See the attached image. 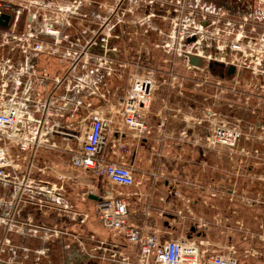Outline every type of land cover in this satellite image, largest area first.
Wrapping results in <instances>:
<instances>
[{"label":"built area","instance_id":"built-area-1","mask_svg":"<svg viewBox=\"0 0 264 264\" xmlns=\"http://www.w3.org/2000/svg\"><path fill=\"white\" fill-rule=\"evenodd\" d=\"M48 1L35 2V10L32 11V5L27 8L23 3H15V0H0V16L11 15L9 26H12L10 31L0 32V264L14 263L16 253L6 260L1 257L6 251H15L10 240L2 241L1 236L13 231L24 234L28 222L24 219L25 209L34 207L40 212L43 208L70 209L68 204L61 202L60 186L38 176L48 174L47 166H38L42 147L47 144L57 147L53 137L64 133L70 144L77 145L76 148L68 145L72 168L105 178L119 188L135 186L136 165L125 160L128 147L122 148V136L126 135L120 126L129 129L134 138L147 136L148 115L157 100L160 85L167 81L166 78H158L159 70L147 67L143 72L132 74L122 96L108 99V79L117 76L118 72L107 54L117 49L109 44L110 36L101 38L103 56L92 53L91 48L96 41L91 38L78 48L80 44L64 29L72 26V20L46 17L47 10L43 9L53 6L62 9L60 5ZM179 3L180 6L172 10L174 16L170 21L174 29L164 48L175 50L172 56L181 57L188 71L197 75L204 70L211 73V63L225 66V57L221 56L225 47L232 53L246 55L243 40L246 33L244 29L240 31L242 25H234L225 39L211 31L205 37L204 33L208 31L205 20L208 22V15H215L216 12L211 11L202 0H179ZM25 15L26 20L23 19ZM155 16L153 12L149 19L150 28L154 31L156 26L151 17ZM211 22V30L218 26L221 32V27L215 21ZM21 23L25 24V28L18 32ZM118 38L120 36L116 35L115 39ZM41 56L56 58L65 65L66 87L68 92H73V96L65 97L62 105L58 104V97L51 92L45 94L42 90L48 86L50 74L47 69H41ZM137 56L140 61L141 57ZM190 56L200 58L201 65L192 64ZM206 59L210 63L208 67L203 66ZM137 64L140 66L139 62ZM257 67L256 71L264 74V59ZM173 74L168 71L167 75ZM55 81L60 84L63 79L56 77ZM194 87L197 88L195 84ZM95 100L99 101V105L96 106ZM80 111V120L64 131L63 123L56 117L66 112L74 117ZM117 115L120 118L116 128L119 135L117 144L121 155L113 154L119 158L118 161L109 159L105 154L108 134L115 131ZM206 116L213 125L207 135L209 145L234 147L241 138V131L214 126L217 114L211 109L206 110ZM198 122L202 126V120ZM200 132V138H195V146L204 140L203 126ZM87 187V195H92L90 187ZM98 197L100 222L109 236L90 247L87 243L80 248L74 243L65 245L67 250H74L84 258L61 264H254L241 260L234 246L224 251L209 252L201 249V243L191 239L164 240L160 231H147L144 224L136 222L130 211L129 195L120 189ZM86 217L82 219L83 223L89 215ZM69 219L76 220L74 215ZM91 237L94 239V235Z\"/></svg>","mask_w":264,"mask_h":264},{"label":"rangeland","instance_id":"rangeland-1","mask_svg":"<svg viewBox=\"0 0 264 264\" xmlns=\"http://www.w3.org/2000/svg\"><path fill=\"white\" fill-rule=\"evenodd\" d=\"M38 1L15 0V3H23L27 8L32 5L30 8L34 11L33 6ZM204 1L211 11L216 12L215 15H208V22L205 20L208 31L204 30L207 31L204 36L208 37V32L211 31L225 39L234 25H242L240 31L244 29L246 33L243 39L246 55L232 53L225 47L221 56L225 57L226 65H215L211 73L204 70L197 75L186 69L181 57L172 56L176 53L175 50L164 48L170 41L169 35L174 29L170 20L174 16L173 8L180 6L179 0H49L48 2L60 5L62 9L53 6L43 10H47L48 18L53 16L52 18L64 20L67 17L72 20V26L64 28L65 33L70 34L80 44L78 48L85 45L90 38L95 40L91 51L97 56L104 55L100 47L101 38L110 36L109 44L117 49L107 54L118 72L117 76L109 77L112 82L109 83L108 80L110 90L107 94L108 99L114 100L119 95L122 96L132 74L143 72L147 67L159 70V79H167L166 84H161L158 89L160 96L156 95L162 109L168 105V108L177 111L176 109L180 107H177V102L181 104L183 102L181 110L185 112L187 108L184 101L191 94H197L201 99L204 113V116H200L205 134L201 142L202 166H220L219 187H214V194H217L215 190H218L219 200H214L213 203L219 209V217L217 220L211 219V212L206 215L208 222L213 220L210 224L213 230L211 237L217 244H223L227 241V236L234 233L233 243L237 255L241 258L246 253L244 249L254 248L260 252L257 261L264 264V74L255 68L264 59V0H202V3ZM153 12L156 14L155 17H151L156 26L155 31L149 25L150 14ZM23 19L26 20L27 16L25 15ZM211 21H215L221 27V32L218 26L211 30L209 27ZM116 35L120 38L115 39ZM138 54L141 57L140 61ZM56 61L55 58L54 62ZM209 64L208 59L203 62L204 67H208ZM231 65L237 69L233 75L228 74ZM168 71L174 74L170 76L165 74ZM163 99L167 103H164ZM157 101H154V104ZM95 103L96 106L99 105L98 100H95ZM207 109L217 114L214 126H227L241 131V138L234 147L209 145L207 135L211 133L213 125L206 116ZM117 122L119 123L114 126V130L120 124L119 120ZM177 122L184 123L178 119ZM120 128L127 136L122 147H128L125 160L131 163L133 148L131 141L134 137L126 127ZM187 140L190 141V147L195 148V138ZM70 146L76 148L77 145L71 143ZM159 151L161 154L159 158L164 160L166 158L164 151L161 148ZM145 156L149 158L147 154ZM195 156L193 154V159L190 160L193 165H190L189 161L186 166L199 164V160H196L198 157ZM161 160H158L157 166H163L164 162ZM140 166L153 164L149 165L145 160ZM52 167L48 169L50 176L53 172ZM81 172L86 176L78 177L77 174L72 176L75 186L71 184L72 181L65 179L67 176H64L59 184L63 194L61 197L66 199L70 206L69 210L61 207L59 217L52 215L48 218L39 209L32 210L28 207L31 213L37 215L28 220L24 234L13 231L11 235L1 236L2 241L10 240V245L15 250L2 253L3 259L13 257L16 253L13 264H61L68 260L69 250L65 245L74 243L80 248L85 243L88 246L94 245L108 237L109 233L101 226L97 202L94 198L88 200L87 195L89 180L93 183L92 195H96L97 178ZM210 193L207 190L204 195L210 196ZM69 212L71 216H75V222L68 219ZM87 215L89 218L83 223L82 219L87 218ZM43 216L47 219L41 221ZM195 217L189 222L196 228L193 223L196 221ZM35 231L38 233L35 234ZM57 248L60 251H57ZM57 258H64L62 260L65 261L56 260Z\"/></svg>","mask_w":264,"mask_h":264},{"label":"crops","instance_id":"crops-1","mask_svg":"<svg viewBox=\"0 0 264 264\" xmlns=\"http://www.w3.org/2000/svg\"><path fill=\"white\" fill-rule=\"evenodd\" d=\"M24 28L25 24L21 23L18 26L17 31L21 32L24 30ZM11 29V25L7 28L0 25V32L10 31ZM51 59L52 58L48 59L46 56H41L39 59L41 69H47L50 74L48 86L44 87L42 90L45 92V94L51 92L54 96L58 97V104L62 105L64 98L72 97L73 92H68V88L66 87L68 78L65 76V65L59 61L54 62L55 58L52 60ZM165 74L168 73L165 72ZM56 77L63 79L62 83L57 84L55 81ZM110 82H112V80H109V83ZM159 94L160 93L157 92V96ZM163 101L164 103H167L166 100L163 99ZM184 102H186L187 109L185 112H182L181 107L183 102L182 104L177 102V107H180L176 109L177 111H175L174 108H168V105L164 106L162 109L160 101L158 100L152 106L148 115V117L153 115L157 119L160 118L159 120L169 122L170 138L166 139L167 142L169 140V151L165 150V146H161L162 150L165 152L164 156L166 158L164 160L159 158L161 154L159 155L160 151L156 149L159 147V140H157L155 141V149L158 151L154 152V154H149V160L145 154L142 155L141 160L134 159L135 138H133V141H131V143L133 142L131 163L136 165L137 184L129 188H119L105 178L95 177L97 178L95 179L97 180L96 195L99 196L113 189H120L123 193L129 195V201L131 203L130 211L136 219V222L139 224H144L147 231H160V234L164 240L180 238L191 239L201 243V249L209 252L224 251L229 248V246H234V233H228L230 235L227 236V241H225L223 244H217L216 241H214L211 237L213 230L210 224L213 220L208 222V219H206V215L209 214V212L212 213L211 219L214 218L217 220L219 217V209L216 208L213 203L214 200H219L218 190H215L217 191V194H214V187H219L220 166H202V161L199 162V164L195 163L196 166H186L188 162L193 159V154L196 155L195 157H198L196 160H199V158L202 159L203 144H201V146L197 145L195 148L191 145L192 147L188 148L187 145L184 146V141H188L187 139H190V137L187 138L183 134L181 139L180 137L174 138L176 137L177 133H179V128H182L181 130L185 131V133L188 129H191L193 138L196 139L200 138V131H202V127L197 129V127H199L198 121L200 120V116L204 114L202 112L203 105L201 104V99L198 98L197 94H191V96L187 97ZM80 116L81 111L74 117L71 116L70 112H66L65 115L57 116L56 118L63 123L62 128L65 131L69 130L70 127H73L75 122L80 120ZM116 118L120 121L118 116H116ZM177 119L180 120V122H192V124L185 123V128L183 126L178 127L183 123H178ZM118 136L119 135L116 133V129L114 132L108 134V146L105 152L109 159L116 161H118L119 158L113 153L115 152L121 155L117 144V141L119 140L117 139ZM125 139H127V136H122V142H125ZM53 141L57 143V147H53L50 144L44 145V147H42L40 150V162L38 163V166H47L48 169L50 166H53L51 168L53 171L51 173L52 176L49 175L48 169V174H40L38 176H40L46 182H52L58 186L61 181H63L64 176H67L68 178L65 179L72 182L73 175L77 174L78 177H81V175L86 176L82 174L80 170L74 169L72 167V169H70V153L68 152L69 149L67 146L70 144L69 138L66 137L64 133H57L53 137ZM145 160L149 165L153 164V166H140ZM158 160L164 162L163 166H157ZM190 165H193L191 161ZM58 175L62 176L63 178L59 177ZM91 182L92 181L89 180L88 186L90 187V190L93 191V183ZM207 190L211 192L210 196L204 195L205 191ZM91 199L92 195H90V200ZM61 202L67 204V201L64 197L61 198ZM30 208L33 210L34 207ZM71 208H73V206ZM213 210H215L216 213H214ZM59 211L60 210H57L56 208L51 210L43 208L41 213L49 218V216L52 217V215H60ZM35 215H37V213H31L28 208L24 210V219L26 221L31 220ZM67 215L68 217L71 216L70 212L67 213ZM193 216H196V221L193 222L196 228L193 227L189 222L191 219H194ZM46 217H40V220L43 221V219H47ZM11 234L12 232L4 233V235ZM57 251H60V249L57 248ZM244 251H246V253H244L243 257L240 258L241 260H245L254 264H261L260 261H257L258 255H260L258 250L254 248H246ZM64 255L66 256L67 254ZM83 258V256L77 255L74 250H69L68 260H66V262L72 259L81 261ZM59 259L60 258H57L56 260Z\"/></svg>","mask_w":264,"mask_h":264},{"label":"flooded vegetation","instance_id":"flooded-vegetation-1","mask_svg":"<svg viewBox=\"0 0 264 264\" xmlns=\"http://www.w3.org/2000/svg\"><path fill=\"white\" fill-rule=\"evenodd\" d=\"M10 20H11V18H10ZM212 69H215V66L212 67ZM159 119L160 118L157 119L153 115L148 117L147 123L149 125V131L147 133V136H143L140 138L137 136L135 138L134 159L141 160L143 154H147L148 156H149V154H154V152L158 151L159 148H161V146H165V150L169 151V147H170L169 140H168V142L166 141V139L170 138L169 122L168 121L164 122L163 120H159ZM185 125L186 124L183 123V124H180L178 127L183 126L185 128ZM201 127L202 126L199 125V127H197V129L198 128L200 129ZM179 129H180L179 133H177L176 137H174V138L180 137V139H181L183 134L187 138L188 137H190V139L193 138V133H191V129H188L186 131V133H185V131L181 130L182 128H179ZM157 140H159L158 141L159 147L156 148L155 147V143H156L155 141H157ZM189 144H190V141H184V146L187 145L188 148H191ZM200 146H201V144H200ZM155 148L158 150H156ZM150 149H151V151H150ZM163 149H164V147H163ZM148 160H149V158H148ZM201 161H202V159L199 158V162H201ZM71 184L73 186H75L74 182H72ZM72 189L74 190V187ZM88 200H90V195L88 196ZM69 217H68V219H69ZM70 221H72V220H70Z\"/></svg>","mask_w":264,"mask_h":264},{"label":"water","instance_id":"water-1","mask_svg":"<svg viewBox=\"0 0 264 264\" xmlns=\"http://www.w3.org/2000/svg\"><path fill=\"white\" fill-rule=\"evenodd\" d=\"M11 16L9 14H3L0 16V25L3 27H8L9 26V21H10ZM190 62L194 65H201V60L200 58H197L195 56H190ZM215 65H218V63H211V67H214ZM221 66H223V64L220 63ZM235 73V67L234 66H230L228 69V74L229 75H233ZM92 198H94L95 200L99 199V197L97 195H92Z\"/></svg>","mask_w":264,"mask_h":264},{"label":"bare ground","instance_id":"bare-ground-1","mask_svg":"<svg viewBox=\"0 0 264 264\" xmlns=\"http://www.w3.org/2000/svg\"><path fill=\"white\" fill-rule=\"evenodd\" d=\"M46 190H48L47 188H45Z\"/></svg>","mask_w":264,"mask_h":264}]
</instances>
